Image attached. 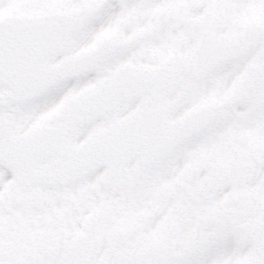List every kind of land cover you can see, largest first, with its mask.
I'll list each match as a JSON object with an SVG mask.
<instances>
[{"label": "snow or ice", "instance_id": "6c2138e0", "mask_svg": "<svg viewBox=\"0 0 264 264\" xmlns=\"http://www.w3.org/2000/svg\"><path fill=\"white\" fill-rule=\"evenodd\" d=\"M0 264H264V0H0Z\"/></svg>", "mask_w": 264, "mask_h": 264}]
</instances>
